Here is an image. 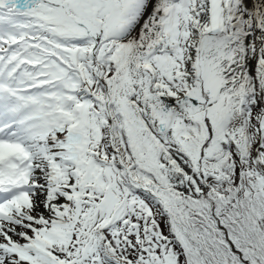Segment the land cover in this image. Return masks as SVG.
I'll return each instance as SVG.
<instances>
[{
    "label": "snow or ice",
    "instance_id": "snow-or-ice-1",
    "mask_svg": "<svg viewBox=\"0 0 264 264\" xmlns=\"http://www.w3.org/2000/svg\"><path fill=\"white\" fill-rule=\"evenodd\" d=\"M0 264H264V0H0Z\"/></svg>",
    "mask_w": 264,
    "mask_h": 264
}]
</instances>
